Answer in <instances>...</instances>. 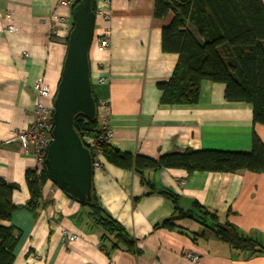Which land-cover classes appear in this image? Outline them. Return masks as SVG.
Instances as JSON below:
<instances>
[{"label": "crops", "instance_id": "1", "mask_svg": "<svg viewBox=\"0 0 264 264\" xmlns=\"http://www.w3.org/2000/svg\"><path fill=\"white\" fill-rule=\"evenodd\" d=\"M153 2L95 0L93 36L106 34L109 47L99 52L90 45V80L97 119L105 117L112 129L110 146L157 159L185 148L249 152L253 135L264 144V125L252 122L250 105L225 100L223 84L202 81L192 105L160 103L156 84L169 79L177 55L161 51V28L171 14L154 18ZM54 11L70 13V3L0 0V178L17 185L11 195L17 208L2 222L19 232L12 264H264V253L235 251L192 219L177 221L180 227L173 230L154 229L174 213L171 200L157 192L166 189L183 210L196 201L220 222L264 243V170L188 173L164 168L140 176L101 157V166L93 171V190L135 239L140 255L102 247L98 234L86 225V209L50 179L36 212L24 207L29 198L25 172L40 166L33 149H22L12 135L34 119V81L41 77L52 91L57 87L66 43L52 33ZM101 11L110 13L107 20ZM7 24L17 31L7 32ZM67 234L76 238L69 241Z\"/></svg>", "mask_w": 264, "mask_h": 264}, {"label": "trees", "instance_id": "2", "mask_svg": "<svg viewBox=\"0 0 264 264\" xmlns=\"http://www.w3.org/2000/svg\"><path fill=\"white\" fill-rule=\"evenodd\" d=\"M71 1L72 9L79 0ZM92 8L95 11V0H92ZM169 14V23L161 28L160 48L164 53L176 54L177 61L169 79L156 84L161 91L160 103L195 104L200 83L211 81L224 85L225 100L250 105L252 122L264 125V0H154V18L162 19ZM64 41L67 42V37ZM74 128L80 137L84 132L96 137L99 134L97 116L89 120L76 115ZM96 148L106 162L133 170L140 176L146 170L164 168H181L188 173H260L264 170V144L255 135L249 152L185 148L153 159L118 151L108 142H97ZM89 150L94 158V149L89 147ZM25 178L29 198L24 207L35 213L41 202L42 187L49 178L43 165L27 170ZM148 186L152 192L156 191L152 185ZM16 188V184L0 178V264L13 263L19 238L14 227L2 223L9 220L17 208L11 200ZM157 192L171 200L174 213L155 224L154 229L173 230L180 227L177 221L192 219L235 251L249 255L264 253V243L225 220L220 222L215 212L206 210L196 201L190 209L183 210L178 207L175 194L166 189ZM91 196L89 203L80 205L86 209V225L98 234L101 246L106 250L120 249L140 255L135 239L101 205L93 187Z\"/></svg>", "mask_w": 264, "mask_h": 264}, {"label": "water", "instance_id": "3", "mask_svg": "<svg viewBox=\"0 0 264 264\" xmlns=\"http://www.w3.org/2000/svg\"><path fill=\"white\" fill-rule=\"evenodd\" d=\"M70 29L52 112V141L43 167L48 178L80 204L91 201L93 165L88 147L74 128L81 114L97 116V104L90 80L89 48L93 37L95 11L92 0H79L71 9Z\"/></svg>", "mask_w": 264, "mask_h": 264}, {"label": "built area", "instance_id": "4", "mask_svg": "<svg viewBox=\"0 0 264 264\" xmlns=\"http://www.w3.org/2000/svg\"><path fill=\"white\" fill-rule=\"evenodd\" d=\"M63 1L68 3L72 2L71 0ZM99 14L104 20H107L110 16L108 11H101ZM50 26L52 33L59 34L66 38L72 28L71 11L70 13L65 14L54 11L50 17ZM5 29L10 33H15L17 31V28L12 24H7ZM91 44H94L95 49L99 52L105 51L109 47L106 34L93 36ZM98 80L103 82L105 81V78L100 77ZM32 90L34 93V105L32 108L34 119L27 126L16 130L12 135V139L17 141L20 147L24 150L31 147L38 160L39 166L41 167L43 165L47 147L52 141V112L56 89L52 91L44 79L40 77L34 81ZM98 122L100 123V128L99 134L96 137L85 132L81 136L83 143L88 147V149L90 147L95 151V156L92 158V165L94 169L101 166L100 151L96 148L97 142H108L112 135V129H110L107 125L105 117L98 118ZM66 238L69 241H73L76 238V235L67 234ZM186 256L188 258L195 259V255L191 253H187Z\"/></svg>", "mask_w": 264, "mask_h": 264}, {"label": "rangeland", "instance_id": "5", "mask_svg": "<svg viewBox=\"0 0 264 264\" xmlns=\"http://www.w3.org/2000/svg\"><path fill=\"white\" fill-rule=\"evenodd\" d=\"M209 222L206 221V224H208Z\"/></svg>", "mask_w": 264, "mask_h": 264}]
</instances>
